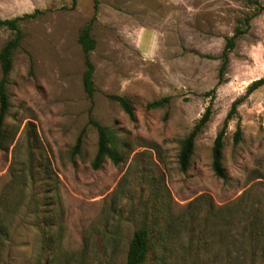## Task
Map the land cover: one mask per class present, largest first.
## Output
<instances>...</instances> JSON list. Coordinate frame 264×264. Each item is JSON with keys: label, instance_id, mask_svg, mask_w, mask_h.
<instances>
[{"label": "rangeland", "instance_id": "374dc122", "mask_svg": "<svg viewBox=\"0 0 264 264\" xmlns=\"http://www.w3.org/2000/svg\"><path fill=\"white\" fill-rule=\"evenodd\" d=\"M251 1L0 0L1 18L38 10L18 22L8 75L0 264H126L142 226V264H264V84L247 92L264 77V0ZM93 16L90 98L78 34ZM13 34L0 29V49ZM207 106L181 170L180 141ZM227 115L220 178L212 147ZM90 118L114 132L120 162L92 168Z\"/></svg>", "mask_w": 264, "mask_h": 264}, {"label": "trees", "instance_id": "16d2710c", "mask_svg": "<svg viewBox=\"0 0 264 264\" xmlns=\"http://www.w3.org/2000/svg\"><path fill=\"white\" fill-rule=\"evenodd\" d=\"M249 2H254L248 0ZM95 6L97 0H94ZM38 12L35 10L31 14H24L22 16L14 18H1L0 17V29L5 27L14 32L13 37L9 39L0 49V68H1V77H0V141H2L4 136L3 123L7 110L9 108V96L7 92L8 84V75L12 68V54L13 51L20 45L22 40V30L19 26V20L28 16H33ZM94 16L90 21L85 24L78 34V42L81 46L85 69L83 71V87L88 97H92L94 92V81H93V72L94 65L90 60V52L95 48L96 41L91 35L92 23ZM236 35V34H235ZM235 35H232L228 41L227 46L223 50L222 57L226 60V52L233 46ZM225 65L224 63L220 66L219 75L222 76ZM219 83V82H218ZM264 84V77L259 78L253 81L247 92H251L260 85ZM112 99L117 101L123 111L132 119L134 118V110L130 100L122 95H110ZM168 97H163L158 100L148 102L146 104L147 109L156 108L161 106ZM236 103L232 104V108H235ZM211 114L210 106H207L201 117L194 124L193 128L189 133L180 141V147L178 152V163L181 170H186L189 166L190 159L193 153L195 139L200 130L208 122ZM230 115H227L224 119L223 126L218 131L214 138L213 147H212V169L214 173L220 177L225 178V172L222 164V151H223V136L224 130ZM89 122L96 128L97 131V150L95 156L91 162L93 169H99L106 158L111 159L114 163L120 162L122 156L119 149L116 146V136L114 132L108 127L97 120L90 118ZM240 129L234 133V141L236 142L239 139ZM82 142V134H80L73 146V151L77 153L80 149ZM2 233L0 229V234ZM148 252V231L147 228L142 226L134 230L131 240L129 242L127 255H126V264H142L146 258Z\"/></svg>", "mask_w": 264, "mask_h": 264}]
</instances>
